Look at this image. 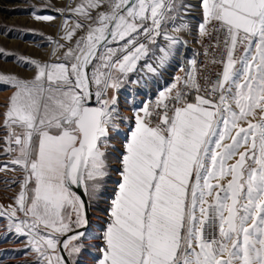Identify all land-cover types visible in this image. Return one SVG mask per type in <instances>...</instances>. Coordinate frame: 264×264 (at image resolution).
<instances>
[{
  "label": "snow or ice",
  "instance_id": "obj_1",
  "mask_svg": "<svg viewBox=\"0 0 264 264\" xmlns=\"http://www.w3.org/2000/svg\"><path fill=\"white\" fill-rule=\"evenodd\" d=\"M54 10L48 60L0 48L30 73H0V172L20 173L0 240L32 264H264V0ZM189 38L219 66L203 84Z\"/></svg>",
  "mask_w": 264,
  "mask_h": 264
},
{
  "label": "rangeland",
  "instance_id": "obj_2",
  "mask_svg": "<svg viewBox=\"0 0 264 264\" xmlns=\"http://www.w3.org/2000/svg\"><path fill=\"white\" fill-rule=\"evenodd\" d=\"M0 5V48L5 49L14 55H24L41 61L47 60L52 49L55 47V41L59 40L58 30L62 20L71 16V13L65 12L64 16L56 12L55 8H67L69 5L75 7L80 0H3ZM50 5L51 7H44ZM35 8L41 15H52L56 19L49 22H38L33 19L31 9ZM7 29H31V32H16L6 34ZM35 33V34H34ZM51 37L50 41L48 38ZM193 42L189 38V43ZM63 43V41H61ZM53 59H55L53 57ZM173 72L177 71L174 65ZM172 72V73H173ZM0 73H20L23 76L30 75L29 72L22 71L17 67L14 57H5L0 55ZM177 74V72H176ZM175 74V75H176ZM170 79L160 82L163 87ZM163 84V85H162ZM162 85V86H161ZM147 89L142 90L146 92ZM156 88L148 95L141 94L138 99L148 100L155 98ZM11 94L9 87L0 84V114L5 111L7 97ZM123 101V96L121 97ZM2 123V117H0ZM4 133L0 130V136ZM11 158L7 155H0V167L7 163ZM13 176L19 177L20 173L0 172V204L8 205L12 203L13 198L19 192L18 184H9ZM115 179V176L113 177ZM112 187V185H110ZM4 221L0 220V232L3 231ZM15 249H21L15 251ZM0 260L3 264H32L31 254H26L23 250V243L18 241L15 236H10L7 240H0ZM84 264H93L91 257H84Z\"/></svg>",
  "mask_w": 264,
  "mask_h": 264
},
{
  "label": "built area",
  "instance_id": "obj_3",
  "mask_svg": "<svg viewBox=\"0 0 264 264\" xmlns=\"http://www.w3.org/2000/svg\"><path fill=\"white\" fill-rule=\"evenodd\" d=\"M209 43V41H205V44ZM215 55L217 56V58H219V56L221 55V52L219 50L216 51ZM199 62H200V67L202 68V72H201V83L203 84V79L202 77L205 76V75H211L212 78L214 79L215 78V72L217 70H219V66H213L211 64H208L207 61H208V58H206L203 54H201L199 57ZM205 65H207L205 67ZM176 74V72H175Z\"/></svg>",
  "mask_w": 264,
  "mask_h": 264
},
{
  "label": "bare ground",
  "instance_id": "obj_4",
  "mask_svg": "<svg viewBox=\"0 0 264 264\" xmlns=\"http://www.w3.org/2000/svg\"><path fill=\"white\" fill-rule=\"evenodd\" d=\"M3 3H4V1L3 0H0V5H3ZM188 48H189V50L198 49L201 52V54H203V49L199 45H196L194 42L189 43L188 44ZM48 59L49 58L47 57V60ZM175 72H178V68H177V71H175ZM175 72H173V73H171V75L167 76V78L170 79V82L172 80V77L175 75Z\"/></svg>",
  "mask_w": 264,
  "mask_h": 264
},
{
  "label": "crops",
  "instance_id": "obj_5",
  "mask_svg": "<svg viewBox=\"0 0 264 264\" xmlns=\"http://www.w3.org/2000/svg\"><path fill=\"white\" fill-rule=\"evenodd\" d=\"M175 68H174V66L172 67V68H170L164 75H163V77L160 79V81H159V83L161 82V81H165V78H167V76H169V75H171V73L173 72L172 70H174Z\"/></svg>",
  "mask_w": 264,
  "mask_h": 264
}]
</instances>
